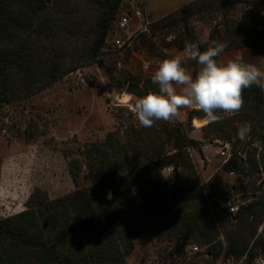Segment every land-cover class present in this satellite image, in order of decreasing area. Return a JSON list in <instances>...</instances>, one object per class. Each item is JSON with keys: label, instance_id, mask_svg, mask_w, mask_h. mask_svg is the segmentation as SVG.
<instances>
[{"label": "trees", "instance_id": "1", "mask_svg": "<svg viewBox=\"0 0 264 264\" xmlns=\"http://www.w3.org/2000/svg\"><path fill=\"white\" fill-rule=\"evenodd\" d=\"M123 1L0 0V108L26 99L59 81L75 62L82 64L98 60L113 32ZM212 1L214 6L221 4L229 8L242 2ZM80 6L82 9L88 6L98 12L95 22L82 16ZM196 13L187 12L179 18L183 33H176L175 40L164 47L184 51L186 42H195L203 51L211 44L200 43L189 26L188 19ZM176 27L175 19L162 17L154 26L148 25L147 30L150 37H156V33L164 28L175 32L178 30ZM79 42L85 48L83 55L76 47ZM243 43L240 40L227 43L229 47L225 51L244 48ZM257 44L254 41L251 46L256 48ZM188 61L195 73L197 65ZM125 74L127 85L140 83L127 72ZM142 90L156 92L158 85L145 80ZM243 97L242 114L256 120L257 115L264 111V93L254 86L245 89ZM193 115L204 116L202 111H193L190 119ZM221 115L224 116L223 113ZM158 124L160 121L152 127L139 128L128 124L124 130L116 128L107 133L101 143L89 145L83 151L89 186L54 200H39L32 194L24 211L0 220V264H127L135 239L149 225H154L156 230L162 222L169 229L179 222L186 227L191 223L193 228H197V223L201 222L205 232L193 233L191 238L196 241L204 238V243H211L213 238L208 232L210 222L206 221L207 216L201 220L197 216L200 212L192 211L185 213L186 217L177 213L176 217L166 219L165 214L183 200L173 192V187L181 184V190H186L181 172L183 169L184 172L192 170L186 150L194 148L200 153L204 144L183 133L184 129L190 128V120L174 124L161 121L162 126L155 128ZM170 126L172 129L168 128ZM205 128L213 133V137L230 142L239 150L248 146L239 144L242 141L237 138L238 129L225 116L221 122L209 123ZM258 139L264 149V134ZM237 155L232 151L225 170L245 171ZM255 163L250 159L247 165L252 175ZM169 167L174 171V183L171 190H166L167 181L162 171ZM70 173L73 181L77 182L78 172L70 170ZM188 189L192 190L189 184ZM109 192L111 199L107 198ZM263 200L248 202L250 204L240 206L233 215L222 210L227 215L224 214L221 221H231L246 233V238L245 235L240 238L237 232L223 236L227 244L223 260L244 257L242 264H253L259 251L264 253V241L261 239L256 249L254 243L249 247L254 231L250 222L245 224L256 217L257 210L264 216ZM216 232L214 229L213 234ZM217 247L219 251L215 252L219 256L222 251L220 241L214 246Z\"/></svg>", "mask_w": 264, "mask_h": 264}, {"label": "rangeland", "instance_id": "2", "mask_svg": "<svg viewBox=\"0 0 264 264\" xmlns=\"http://www.w3.org/2000/svg\"><path fill=\"white\" fill-rule=\"evenodd\" d=\"M136 7L141 8L144 21H134L125 32L127 34H117L120 39L131 36L133 43L131 39L129 49L144 46L152 54L163 55L160 47L166 49L164 46L175 40L176 33H183L179 18L187 12H197L188 22L200 43L207 46L219 40L227 43L243 41L244 48L234 49L233 55L239 53L245 62L264 66V47L261 48V45L264 46V0H242L232 8L227 5L222 7L221 4L214 6L212 0H124L119 13L121 15ZM81 13L92 22H95V16H99L88 6L81 7ZM162 17L175 19L178 30L172 32L164 28L156 33V37H150L146 31L138 29L144 23V27L154 26ZM115 26L116 22L113 24L114 31ZM254 41L258 43L256 48L251 46ZM79 43L76 47L83 55L85 48ZM117 51L111 48L108 40L98 60L82 64L75 62L72 67L68 66L70 71L59 81L26 99L0 108V220L24 211L32 194L39 200H54L89 186L84 149L101 143L106 134L116 128L124 130L128 124L140 127L135 114L137 98L126 93V72L117 65L122 63ZM242 111L224 116L237 129L244 123L251 124L248 139L239 142L248 145L245 149L239 150L230 142L213 137V133L205 128L210 122L204 116L193 115L197 118L183 133L204 145L200 147L201 155L194 148L186 150L188 164L192 167V170L184 172L183 169L181 172L186 190H181V184L173 187L172 167H169L172 175L168 178H165L168 174L162 171L167 181L166 190L173 187V192L183 198L171 208V212L165 213L166 219L176 217L177 213L186 217L185 213L199 211V219L205 220L207 216L206 221L210 222L208 232L213 241L204 243V238L200 241L191 238L193 233L205 232L201 222L197 223V228H193L191 223L186 227L181 222L174 224L172 229L163 222L156 230L154 225H149L135 239L133 252L126 259L127 264H242L244 257L223 260V250L227 246L223 236L228 232H237L240 238L244 235L246 238V233L231 221H221L226 214L222 210L228 212L225 208L242 207V204L245 206L264 199V149L258 139L264 134V111L257 115L256 120L245 116ZM175 122L178 121L169 123ZM161 126L160 121L155 128ZM168 128L172 129L171 126ZM225 143L230 144L231 153L237 152L238 161L242 162L245 171H232L234 173L230 175L231 171L225 170L223 161L226 155L221 156ZM250 159L256 162L253 175L247 169ZM70 170L78 172L77 182L73 181ZM188 184L192 190L188 189ZM249 222L254 237L248 244L251 247L254 243L256 249V245L261 244L259 239L264 241V216L257 210L256 217L245 224ZM214 229H217L215 235ZM219 241L222 251L216 256L215 251H219V247L214 246ZM193 248L197 249L194 251ZM261 253L260 250L253 264H257L259 258L264 261V253Z\"/></svg>", "mask_w": 264, "mask_h": 264}, {"label": "clouds", "instance_id": "3", "mask_svg": "<svg viewBox=\"0 0 264 264\" xmlns=\"http://www.w3.org/2000/svg\"><path fill=\"white\" fill-rule=\"evenodd\" d=\"M229 45L212 41L203 51L195 42H186L185 57H167L145 63L154 64L152 82L158 91L148 92L135 103L136 119L141 127H152L158 121L170 122L180 110L196 108L210 123H219L223 114H238L244 106L243 91L253 86L264 93V66L245 62L236 56L227 61L217 58ZM184 59L194 61L195 73L184 66ZM251 124L238 127L237 138L246 142ZM172 173L165 178L171 176ZM111 192L107 198L111 199Z\"/></svg>", "mask_w": 264, "mask_h": 264}, {"label": "crops", "instance_id": "4", "mask_svg": "<svg viewBox=\"0 0 264 264\" xmlns=\"http://www.w3.org/2000/svg\"><path fill=\"white\" fill-rule=\"evenodd\" d=\"M134 21H137V19L130 20V23L127 27L128 30ZM147 31L146 33H148ZM132 43H133V39H132ZM263 47L264 46L261 45V48ZM168 49L169 48L165 49L163 47H160V51L162 52L163 55H155V54L150 53L144 46H140V47L133 46L131 49L126 50L124 54L123 53L117 54V56L122 57L121 58L122 63L118 62L117 65L119 67H122L124 71L127 72L131 77L140 80V83L137 85H139L140 88L142 89V85L145 80L152 81V74L155 68L154 64H150L148 68H145L146 62L155 61L158 59H163V58L173 57V56L181 57L182 59L185 57V50L179 51L176 48L169 49V50ZM233 53H234V50L224 51V53H222V55L218 57V60L227 61L228 59L232 58ZM184 66L189 71H192L194 73V70L192 66L189 64L187 59H184ZM193 111H200V110H197L195 108L182 109L180 110L179 114L174 118V120L180 123H186L188 120H190V122L192 123L193 120L197 118V117L191 116V119H190V112H193ZM205 120L207 121L206 118Z\"/></svg>", "mask_w": 264, "mask_h": 264}, {"label": "built area", "instance_id": "5", "mask_svg": "<svg viewBox=\"0 0 264 264\" xmlns=\"http://www.w3.org/2000/svg\"><path fill=\"white\" fill-rule=\"evenodd\" d=\"M134 1H137V0H134ZM131 19H137V20L140 19L141 21L142 20L144 21L143 12H142L141 8L136 7L132 11L121 13V15L119 13L118 14V18L115 21L116 22V26H115L116 27V31L113 30V32L109 35V37L107 39V41L108 40L110 41V45H111L112 49H114V50L118 49V51H117L118 54H121V53L125 52L130 47L131 39H132L131 36H127L126 39L122 38L123 39L122 40V39H120L119 36H117V34L121 32L124 35V33L128 31L127 27L129 25ZM144 26H145V23L142 24V25L140 24L138 29H140V31H143V32L147 31V27H144ZM125 34H127V33H125ZM236 56H240V54L239 53H235V55H233V58L236 57ZM230 147H231L230 144L225 143V145L223 147L224 151H221V156H225L226 155L225 158H224V161H223L224 164H226L227 161L231 157V151H230L231 148ZM170 170H171L170 168H165L163 170V172L167 173L169 175V173L171 172ZM233 173L234 172L231 171L229 174L232 175ZM242 205H244V204H242ZM239 208L240 207H235V208L232 207V208H225V209H227V211L230 214L233 215L236 212H238ZM193 249L195 251L197 248H193ZM259 261H260V263H259ZM259 261H258L259 264H264V261L262 259L259 258Z\"/></svg>", "mask_w": 264, "mask_h": 264}, {"label": "water", "instance_id": "6", "mask_svg": "<svg viewBox=\"0 0 264 264\" xmlns=\"http://www.w3.org/2000/svg\"><path fill=\"white\" fill-rule=\"evenodd\" d=\"M126 93L134 96L135 98H139L142 97L143 95H146L147 93H145L139 85L137 84H128L127 88H126Z\"/></svg>", "mask_w": 264, "mask_h": 264}, {"label": "bare ground", "instance_id": "7", "mask_svg": "<svg viewBox=\"0 0 264 264\" xmlns=\"http://www.w3.org/2000/svg\"><path fill=\"white\" fill-rule=\"evenodd\" d=\"M126 99H129V98H126Z\"/></svg>", "mask_w": 264, "mask_h": 264}]
</instances>
